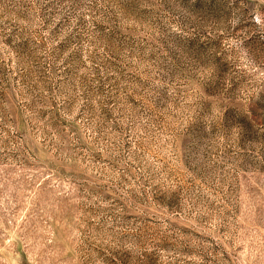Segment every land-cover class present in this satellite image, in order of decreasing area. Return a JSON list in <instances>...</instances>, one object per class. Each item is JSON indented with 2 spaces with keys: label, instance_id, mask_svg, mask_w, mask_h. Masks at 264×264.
<instances>
[{
  "label": "rangeland",
  "instance_id": "obj_1",
  "mask_svg": "<svg viewBox=\"0 0 264 264\" xmlns=\"http://www.w3.org/2000/svg\"><path fill=\"white\" fill-rule=\"evenodd\" d=\"M0 264H264V0H0Z\"/></svg>",
  "mask_w": 264,
  "mask_h": 264
}]
</instances>
